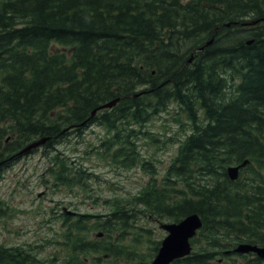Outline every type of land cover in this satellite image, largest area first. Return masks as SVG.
<instances>
[{
    "label": "trees",
    "instance_id": "trees-1",
    "mask_svg": "<svg viewBox=\"0 0 264 264\" xmlns=\"http://www.w3.org/2000/svg\"><path fill=\"white\" fill-rule=\"evenodd\" d=\"M263 17L264 0H0V173L36 139L55 149L98 124L101 152L150 174L136 193L107 198L103 214L68 221L65 264H149L161 239L145 217L202 216L195 250L170 264H225L237 242L264 240ZM173 103L178 147L158 175L138 140H160L143 127ZM55 157L60 183L86 182ZM246 158L232 179L227 167ZM0 264L49 263L31 245L0 242Z\"/></svg>",
    "mask_w": 264,
    "mask_h": 264
},
{
    "label": "rangeland",
    "instance_id": "rangeland-1",
    "mask_svg": "<svg viewBox=\"0 0 264 264\" xmlns=\"http://www.w3.org/2000/svg\"><path fill=\"white\" fill-rule=\"evenodd\" d=\"M175 106L171 104L169 111L155 116L143 127L153 131L159 141L146 134H140L138 140L142 155L153 160L158 175L165 172L178 147L173 142L180 131V123L175 119L180 114L174 113ZM181 116L185 120L184 113ZM106 135L103 126L92 124L81 134L63 137L55 149L44 144L23 154L0 173V203L6 208L0 217V242L31 245L49 264H65L71 251L70 242H65L68 221L77 219L79 213L103 214L110 209L107 198L130 196L147 182L150 177L147 168L142 165L127 168L101 152V141ZM179 135L185 136L183 132ZM56 154L83 171L82 180L86 181L83 185L77 181L67 185L56 179L54 172L60 169L54 165ZM67 213L71 217L66 218ZM159 220L166 221L169 217L156 220L145 217L141 222L153 229L154 239H162L166 234ZM98 231L90 230L89 236L94 238ZM239 254L230 253L224 263L246 264L250 256ZM102 260L106 262V258Z\"/></svg>",
    "mask_w": 264,
    "mask_h": 264
},
{
    "label": "water",
    "instance_id": "water-1",
    "mask_svg": "<svg viewBox=\"0 0 264 264\" xmlns=\"http://www.w3.org/2000/svg\"><path fill=\"white\" fill-rule=\"evenodd\" d=\"M258 20L259 19H254L251 22L255 23ZM212 40L213 38L210 39L208 43L212 42ZM191 59L192 58H190V60ZM118 100L119 97L101 104L98 108L93 110V113H95L97 109L113 106ZM47 138L48 136H44L30 142L21 150V152L29 151L40 144H44ZM246 162H248V159H245L242 163L230 165L228 167L230 176L232 178H237L239 176L240 167L245 165ZM202 225L203 218L198 212L187 214L179 221H161L160 226L168 232L163 237L156 255L149 264H168L175 258L189 254L193 248L191 238L197 234L198 229L201 228ZM235 250L242 252L254 250L260 256L264 257V246H257L250 242H241Z\"/></svg>",
    "mask_w": 264,
    "mask_h": 264
},
{
    "label": "flooded vegetation",
    "instance_id": "flooded-vegetation-1",
    "mask_svg": "<svg viewBox=\"0 0 264 264\" xmlns=\"http://www.w3.org/2000/svg\"><path fill=\"white\" fill-rule=\"evenodd\" d=\"M159 225H160V223H159ZM161 227V226H160ZM162 228V227H161ZM164 229V228H163ZM166 230V229H165ZM166 234H167V230H166ZM165 234V235H166ZM245 242H250V243H252V244H255V245H257V246H264V240L263 241H252V240H250V241H248V240H245ZM236 246V245H235ZM235 246H232V247H230V248H228V250H226V253H233V252H235L233 249L235 248ZM228 251V252H227ZM239 252H240V254H239ZM242 251H236L235 252V254H239V255H244V257H246V255H249L251 258L252 257H260V258H262L263 260V264H264V257L263 256H260L256 251H254V250H251V251H244L243 253H241ZM219 261L220 262H225V257L224 256H220L219 257Z\"/></svg>",
    "mask_w": 264,
    "mask_h": 264
}]
</instances>
